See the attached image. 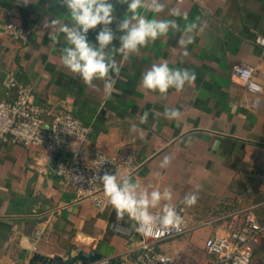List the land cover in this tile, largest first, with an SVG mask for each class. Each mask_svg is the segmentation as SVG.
Segmentation results:
<instances>
[{
	"label": "crops",
	"instance_id": "0c3cea01",
	"mask_svg": "<svg viewBox=\"0 0 264 264\" xmlns=\"http://www.w3.org/2000/svg\"><path fill=\"white\" fill-rule=\"evenodd\" d=\"M33 2L0 0V99L14 96L15 89L7 90L4 80L15 75L44 111L70 110L88 126L86 153L118 157L119 166L112 173L130 174L144 186L171 187L173 203L184 208L189 227L220 218L156 243V249L171 257V264L209 260L206 237L239 226L242 213H234L248 209L264 217V95L230 77L233 65L249 64L264 88V44L257 41L264 39V0H162L166 8L158 18H172L168 10L179 8L188 21L178 23L200 18L204 30L187 46V56L178 45L181 33L172 32L127 60L117 55L122 67L111 97L89 89L60 62L64 37L52 42L43 24L55 17L69 22L67 9L56 0ZM125 10L116 4L118 17ZM9 20L29 30L28 41L3 33ZM97 31L99 26L90 30L89 41L95 43ZM162 61L193 71L194 84L163 96L145 92L140 87L142 74ZM94 83L102 90V81ZM165 108L179 109L181 119L164 118ZM146 111L147 123L140 124ZM132 124L143 130L142 139L130 132ZM76 147L50 152L42 146L0 142V264H48L33 261L35 253L62 264L57 256L66 259L68 251L92 248L109 264H122L119 256L141 239L127 217L118 219L109 204L100 208L88 198H77L55 173L56 162L69 158ZM166 155L172 157L171 165L160 169ZM196 186L199 199L186 207L181 201Z\"/></svg>",
	"mask_w": 264,
	"mask_h": 264
},
{
	"label": "clouds",
	"instance_id": "9594fccd",
	"mask_svg": "<svg viewBox=\"0 0 264 264\" xmlns=\"http://www.w3.org/2000/svg\"><path fill=\"white\" fill-rule=\"evenodd\" d=\"M24 4L34 3L33 0H23ZM57 4L67 9L70 21L65 23L58 18L45 19L43 27L48 29L49 39L59 43L61 35L65 46L60 50L62 66L81 78L91 90L101 92L105 97H111L117 91L116 83L120 77L122 60L138 54L150 43L166 37L170 32L181 33L178 40L182 55L187 56V46L194 42L195 35L202 32L205 22L196 18L183 26L178 19L188 21L186 13L179 8L168 10L169 19L158 18L165 11L162 0H56ZM116 4L126 6L124 15H116ZM148 14H152L149 18ZM115 24V29L112 25ZM96 32L95 43L89 41L88 34ZM119 33V35H117ZM118 41V45L114 43ZM196 74L187 68H171L167 61L153 63L143 74L140 87L147 93L166 95L170 89L177 93L183 91L186 85L194 84ZM95 81H102V90ZM149 113L140 116V124L147 123ZM164 118L172 121L181 119V112L175 108H165ZM73 135L71 125L63 127ZM55 130V129H53ZM130 132L143 138V130L136 124L130 126ZM106 158L101 160V166ZM172 157L164 156L159 163L160 169L171 165ZM100 166V167H101ZM99 167V168H100ZM98 168V169H99ZM159 176L160 173H153ZM77 179H81L77 177ZM99 180L103 185L107 203L115 210L118 219L127 217L132 222L134 231L142 237H153L161 231L179 230L183 218L173 203L174 192L171 187L144 186L134 180L130 174L104 172L94 177L90 182ZM200 186L187 193L181 203L186 207L195 206L199 196Z\"/></svg>",
	"mask_w": 264,
	"mask_h": 264
},
{
	"label": "built area",
	"instance_id": "2783aa9c",
	"mask_svg": "<svg viewBox=\"0 0 264 264\" xmlns=\"http://www.w3.org/2000/svg\"><path fill=\"white\" fill-rule=\"evenodd\" d=\"M2 31L14 40L23 42L28 41L30 36L29 30L22 23L13 20L4 23ZM257 41L264 44L261 37ZM230 77L247 90L264 95V88L258 81L253 66L237 63L233 65ZM4 85L7 90L15 89V94L11 99H0V142L42 146L50 152L77 144L78 147L72 150L69 158L56 162L54 171L66 185L72 187L77 198H88L96 206L106 207L108 203L102 183L98 179L90 181L106 171L112 173L116 170L119 166L118 157L102 152L87 154L84 144L88 139V126L70 110L44 111L34 103L31 89L21 84L15 75L9 74ZM69 125L73 129V135H69L63 128ZM105 158L106 162L101 166V160ZM77 177L81 179L78 180ZM177 211L183 218L179 230H164L153 237L140 235L139 242L119 256L122 264H171V257L156 249V243L184 235L193 228L206 226L220 219L213 217L199 220L194 227H189L184 208ZM238 213H242L239 226L230 227L227 233L214 232L206 237L204 247L211 258L204 264H250L254 250L264 241V217L260 218L248 209L234 213L235 216ZM109 261L102 258L90 264H109Z\"/></svg>",
	"mask_w": 264,
	"mask_h": 264
},
{
	"label": "water",
	"instance_id": "95a60500",
	"mask_svg": "<svg viewBox=\"0 0 264 264\" xmlns=\"http://www.w3.org/2000/svg\"><path fill=\"white\" fill-rule=\"evenodd\" d=\"M66 256V259H64L62 256H57L56 259L61 261L62 264H90L103 258V254L95 248H92L89 251L78 249L74 254L72 251H68ZM32 260H40L48 264L54 263L53 257H47L40 253H35L32 257Z\"/></svg>",
	"mask_w": 264,
	"mask_h": 264
},
{
	"label": "rangeland",
	"instance_id": "374dc122",
	"mask_svg": "<svg viewBox=\"0 0 264 264\" xmlns=\"http://www.w3.org/2000/svg\"><path fill=\"white\" fill-rule=\"evenodd\" d=\"M250 264H264V243L256 248L251 258Z\"/></svg>",
	"mask_w": 264,
	"mask_h": 264
},
{
	"label": "trees",
	"instance_id": "16d2710c",
	"mask_svg": "<svg viewBox=\"0 0 264 264\" xmlns=\"http://www.w3.org/2000/svg\"><path fill=\"white\" fill-rule=\"evenodd\" d=\"M262 243H264V241H263ZM262 243H261V244H262ZM261 244H260V245H261ZM260 245H258V247H259ZM255 250H256V249H255ZM255 250H254V251H255Z\"/></svg>",
	"mask_w": 264,
	"mask_h": 264
}]
</instances>
